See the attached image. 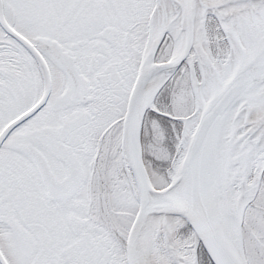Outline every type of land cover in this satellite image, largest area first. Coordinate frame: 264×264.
<instances>
[{
    "label": "snow or ice",
    "instance_id": "6c2138e0",
    "mask_svg": "<svg viewBox=\"0 0 264 264\" xmlns=\"http://www.w3.org/2000/svg\"><path fill=\"white\" fill-rule=\"evenodd\" d=\"M0 264H264V0H0Z\"/></svg>",
    "mask_w": 264,
    "mask_h": 264
}]
</instances>
